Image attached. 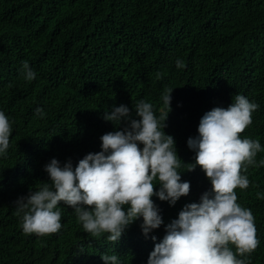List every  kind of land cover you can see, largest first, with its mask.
Returning a JSON list of instances; mask_svg holds the SVG:
<instances>
[{
    "label": "trees",
    "instance_id": "trees-1",
    "mask_svg": "<svg viewBox=\"0 0 264 264\" xmlns=\"http://www.w3.org/2000/svg\"><path fill=\"white\" fill-rule=\"evenodd\" d=\"M24 61L34 80L25 79ZM170 91L171 112L162 99ZM237 94L259 106L240 138L261 144L256 163L241 173L249 187L235 189L254 216L259 245L237 259L264 264V0H0V111L12 127L0 155V264H105L103 254L148 264L166 226L212 190L202 169L188 171L196 156L188 139L198 137L206 113L227 108ZM140 100L158 119L161 109L169 112L164 132L182 160L181 182L191 185L175 206L153 196L162 226L145 237L141 217L112 243L107 233H86L61 202L58 233L25 234L16 203L51 182L45 166L56 159L75 168L101 152L104 134L129 127L106 121L105 111L124 105L139 120Z\"/></svg>",
    "mask_w": 264,
    "mask_h": 264
},
{
    "label": "clouds",
    "instance_id": "clouds-1",
    "mask_svg": "<svg viewBox=\"0 0 264 264\" xmlns=\"http://www.w3.org/2000/svg\"><path fill=\"white\" fill-rule=\"evenodd\" d=\"M22 64L25 79L34 80L36 74L28 62ZM177 66H182L179 60ZM172 92L162 97L170 112ZM134 107L139 120H132L124 105L114 107L110 113L105 111L106 121L116 127L128 121L129 127L104 134L101 152L88 154L75 168L71 161L62 167L56 159L45 166L51 182H44L38 190L30 189L29 195L16 203L17 214L23 213L25 234L58 233L62 225L57 206L61 202L74 210L86 233L93 237L107 233L112 243H118L126 229L141 217L145 237L162 226L164 221L153 196L175 206L190 193L191 185L181 182L177 169L182 160L174 138L164 132L169 112L161 109L158 119L151 103L140 100ZM258 107L237 94L230 106L214 108L201 118L198 137L187 142L196 152L195 163L188 171L202 169L212 190L205 192L199 203L186 205L166 226V235L155 244L148 264H245L237 254L243 257L258 247L254 216L237 203L235 192L238 187H249V179L241 173L256 163L255 157L261 151L259 140L240 138L252 124V113ZM41 113L42 109H37V114ZM11 133L9 119L0 111V155L7 153ZM260 166H264V160ZM229 244L235 246V254ZM101 258L105 264H118L115 254H103Z\"/></svg>",
    "mask_w": 264,
    "mask_h": 264
}]
</instances>
